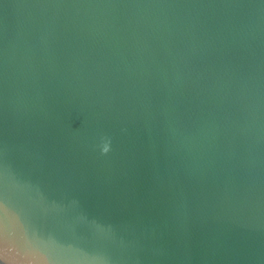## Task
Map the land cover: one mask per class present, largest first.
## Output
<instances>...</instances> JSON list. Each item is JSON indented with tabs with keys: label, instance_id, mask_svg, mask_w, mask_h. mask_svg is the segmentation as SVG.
<instances>
[{
	"label": "water",
	"instance_id": "obj_1",
	"mask_svg": "<svg viewBox=\"0 0 264 264\" xmlns=\"http://www.w3.org/2000/svg\"><path fill=\"white\" fill-rule=\"evenodd\" d=\"M0 264H264V0H0Z\"/></svg>",
	"mask_w": 264,
	"mask_h": 264
}]
</instances>
